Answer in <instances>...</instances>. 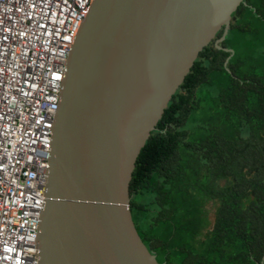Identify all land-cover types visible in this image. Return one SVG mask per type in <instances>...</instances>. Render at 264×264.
<instances>
[{"label":"water","instance_id":"obj_1","mask_svg":"<svg viewBox=\"0 0 264 264\" xmlns=\"http://www.w3.org/2000/svg\"><path fill=\"white\" fill-rule=\"evenodd\" d=\"M242 2L92 0L68 52L54 117L39 264H160L131 218L135 162L220 30L221 49Z\"/></svg>","mask_w":264,"mask_h":264},{"label":"trees","instance_id":"obj_2","mask_svg":"<svg viewBox=\"0 0 264 264\" xmlns=\"http://www.w3.org/2000/svg\"><path fill=\"white\" fill-rule=\"evenodd\" d=\"M221 35L167 104L129 183L135 229L160 264H264V0L238 6L218 49Z\"/></svg>","mask_w":264,"mask_h":264},{"label":"built area","instance_id":"obj_3","mask_svg":"<svg viewBox=\"0 0 264 264\" xmlns=\"http://www.w3.org/2000/svg\"><path fill=\"white\" fill-rule=\"evenodd\" d=\"M92 0H0V264H38L52 127Z\"/></svg>","mask_w":264,"mask_h":264},{"label":"clouds","instance_id":"obj_4","mask_svg":"<svg viewBox=\"0 0 264 264\" xmlns=\"http://www.w3.org/2000/svg\"><path fill=\"white\" fill-rule=\"evenodd\" d=\"M48 170V169H47ZM46 177H47V172H46ZM45 182H46V180H45ZM44 189H45V187H44ZM45 196V195H44ZM44 205H45V202H44ZM44 210V209H43ZM42 214H43V212H42Z\"/></svg>","mask_w":264,"mask_h":264},{"label":"bare ground","instance_id":"obj_5","mask_svg":"<svg viewBox=\"0 0 264 264\" xmlns=\"http://www.w3.org/2000/svg\"><path fill=\"white\" fill-rule=\"evenodd\" d=\"M55 113H56V111H55ZM38 264H39V261H38Z\"/></svg>","mask_w":264,"mask_h":264},{"label":"rangeland","instance_id":"obj_6","mask_svg":"<svg viewBox=\"0 0 264 264\" xmlns=\"http://www.w3.org/2000/svg\"><path fill=\"white\" fill-rule=\"evenodd\" d=\"M209 208H210V206H209ZM212 216H213V213H212Z\"/></svg>","mask_w":264,"mask_h":264}]
</instances>
